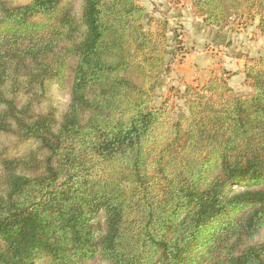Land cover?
<instances>
[{
  "label": "trees",
  "instance_id": "obj_1",
  "mask_svg": "<svg viewBox=\"0 0 264 264\" xmlns=\"http://www.w3.org/2000/svg\"><path fill=\"white\" fill-rule=\"evenodd\" d=\"M140 1L0 0V264H264V56L248 93L155 105L167 23ZM189 1L264 34V0Z\"/></svg>",
  "mask_w": 264,
  "mask_h": 264
},
{
  "label": "rangeland",
  "instance_id": "obj_2",
  "mask_svg": "<svg viewBox=\"0 0 264 264\" xmlns=\"http://www.w3.org/2000/svg\"><path fill=\"white\" fill-rule=\"evenodd\" d=\"M140 2L151 16L167 23L168 53L165 59L169 68L156 91L155 105L167 102L168 105L177 109L183 102L181 96L187 85L200 86L212 77L225 79L228 84L231 83L238 94H245L251 90L246 80L243 81L238 77L230 80L233 74L220 65L225 58H222L223 61H208L205 58L212 50L211 39L218 41L222 34L225 38L235 39L230 42L232 51L245 54L255 48L259 49L257 53L260 56H264V34L261 35L258 29L257 15L250 14L232 19L224 29L218 30L203 23L189 0H142ZM74 6L78 10L79 0H74ZM148 28L153 31L158 29L155 24L149 25ZM221 49H218V52L222 51ZM248 58L250 57L246 54L245 62ZM54 95L60 107L68 99V95L61 94L58 89L54 91ZM213 99H219L217 93L213 95ZM260 236H264V230Z\"/></svg>",
  "mask_w": 264,
  "mask_h": 264
},
{
  "label": "crops",
  "instance_id": "obj_3",
  "mask_svg": "<svg viewBox=\"0 0 264 264\" xmlns=\"http://www.w3.org/2000/svg\"><path fill=\"white\" fill-rule=\"evenodd\" d=\"M260 33H259V35H260ZM261 35H262V33H261ZM224 39H225V41H223ZM211 40L213 41L212 42L213 43L212 48H211L212 50H210V52H208L209 56L206 58L204 57V58L208 59V61H218V60L223 61L222 58H225V61L223 63H220V65H222L223 69H225L226 71H231V74H233V76L230 77V80H232L233 77H238L241 80L245 81L244 74H243V68H244V65L246 63L245 62V56H246V54H248V57H258V56H260V54L257 53V51L259 49H255V48L251 49L250 52L247 51L245 54L239 53V51H232V46H231L230 42L234 41L235 39L234 38L232 39L230 37L225 38L223 34L221 36H219L218 41L215 40L214 38H212ZM219 41H221V42H219ZM216 46L219 47L218 49L222 48L221 49L222 51L218 52L219 50L217 49ZM215 66H216V64H215ZM228 81H229V79H228ZM234 83H235V81H234ZM229 85L231 87H233L231 85V83H229ZM247 86L249 87L248 82H247Z\"/></svg>",
  "mask_w": 264,
  "mask_h": 264
}]
</instances>
